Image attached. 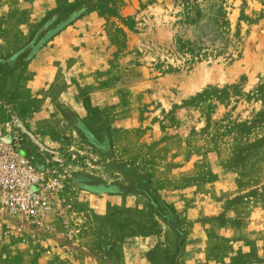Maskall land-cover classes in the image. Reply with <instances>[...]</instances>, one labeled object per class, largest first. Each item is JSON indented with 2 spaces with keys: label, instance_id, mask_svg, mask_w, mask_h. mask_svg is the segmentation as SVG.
Returning a JSON list of instances; mask_svg holds the SVG:
<instances>
[{
  "label": "rangeland",
  "instance_id": "1",
  "mask_svg": "<svg viewBox=\"0 0 264 264\" xmlns=\"http://www.w3.org/2000/svg\"><path fill=\"white\" fill-rule=\"evenodd\" d=\"M16 2L0 128L65 187L0 264H264V0Z\"/></svg>",
  "mask_w": 264,
  "mask_h": 264
},
{
  "label": "built area",
  "instance_id": "2",
  "mask_svg": "<svg viewBox=\"0 0 264 264\" xmlns=\"http://www.w3.org/2000/svg\"><path fill=\"white\" fill-rule=\"evenodd\" d=\"M46 152L34 150L23 133L0 128V215L18 225V231L46 228L60 211L65 181L43 158Z\"/></svg>",
  "mask_w": 264,
  "mask_h": 264
},
{
  "label": "crops",
  "instance_id": "3",
  "mask_svg": "<svg viewBox=\"0 0 264 264\" xmlns=\"http://www.w3.org/2000/svg\"><path fill=\"white\" fill-rule=\"evenodd\" d=\"M17 0H0V23L4 22L3 29L0 34V56L6 53L9 50L17 48L19 44L23 42L22 35L20 31L12 29V26H15L16 19L10 16L15 12ZM17 74L10 76L6 85V91L8 92L12 86L11 81L17 77ZM37 77V76H36ZM34 84H39L35 79Z\"/></svg>",
  "mask_w": 264,
  "mask_h": 264
},
{
  "label": "trees",
  "instance_id": "4",
  "mask_svg": "<svg viewBox=\"0 0 264 264\" xmlns=\"http://www.w3.org/2000/svg\"><path fill=\"white\" fill-rule=\"evenodd\" d=\"M106 1H112V0H106ZM78 3H76V5H77Z\"/></svg>",
  "mask_w": 264,
  "mask_h": 264
}]
</instances>
